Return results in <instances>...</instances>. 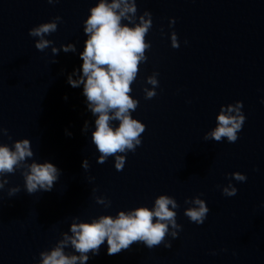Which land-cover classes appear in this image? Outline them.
Returning a JSON list of instances; mask_svg holds the SVG:
<instances>
[{
	"label": "clouds",
	"instance_id": "clouds-1",
	"mask_svg": "<svg viewBox=\"0 0 264 264\" xmlns=\"http://www.w3.org/2000/svg\"><path fill=\"white\" fill-rule=\"evenodd\" d=\"M47 2L55 4L59 0ZM89 12L83 28L87 38L80 53L83 63L79 72L82 74L74 79L73 76L77 75L74 70L68 76L67 83L73 88L83 85L82 94L86 98L87 109L96 117L91 143L100 154L97 163L104 164L109 157H114L115 169L122 171L126 154L136 151L142 143L141 136L146 131V125L132 116L139 101L132 97L131 85L137 79L140 64L147 61L146 53L151 48L146 37L152 27V15L146 10L139 16L137 23L134 20L137 13L136 0H99ZM60 22L62 18L56 16L50 22L41 23L29 30V36L39 37L35 42L37 50L43 52L53 45L52 40L44 37L56 32ZM174 24L175 19L171 18L169 26ZM170 39L171 46L179 48L178 37L174 31ZM61 49L65 53L76 51L75 44L61 45ZM61 49L52 47V53L57 55ZM158 75L159 73L154 72L147 77V84L153 87L143 89L145 99H152L157 95L155 88L159 86ZM242 107V101L227 108L222 106L217 116V127L204 139L220 142L227 138L229 143H235L246 120ZM113 121H118V126H113ZM82 131H88L87 121ZM3 136H8L11 140L8 129L0 124V137ZM33 157L31 141L27 138L16 140L12 145L0 142V190L9 184L5 177L14 175L19 170L27 194L52 191L61 170L51 162H37ZM83 167L85 170L89 168L87 160ZM231 176L240 182L247 179L240 172L232 173ZM20 191V186L10 187L8 196L13 197ZM222 194L232 197L237 194V189L229 184L222 188ZM95 199L97 204L104 205L105 208L111 206V201L105 197ZM185 204L193 206L186 208L184 215L192 223L203 224L209 213L206 202L197 196L186 199ZM179 207L175 198L161 194L155 198L151 208L139 206L130 211L121 210L116 216L100 215L91 222H77L79 217H73L69 231L62 232L61 239L51 249L39 253V264H87L89 254L98 255L105 242L108 255L129 250L136 243H142L148 249L160 245L171 248V242L167 238H177L182 230V226L177 223V212L174 211ZM67 248L73 251L66 252Z\"/></svg>",
	"mask_w": 264,
	"mask_h": 264
}]
</instances>
